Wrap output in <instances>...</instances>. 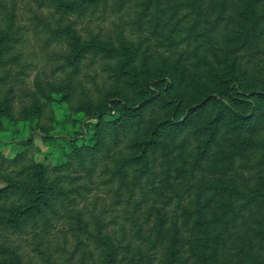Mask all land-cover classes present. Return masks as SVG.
Returning <instances> with one entry per match:
<instances>
[{"label": "trees", "instance_id": "1", "mask_svg": "<svg viewBox=\"0 0 264 264\" xmlns=\"http://www.w3.org/2000/svg\"><path fill=\"white\" fill-rule=\"evenodd\" d=\"M123 1L41 0L52 16L44 30L66 46L62 70L91 55L101 60L105 77L80 89L70 73L37 78L19 111L7 83L23 69L13 74L7 65L19 60L14 48L21 27L15 0L0 3V142L12 127L7 122L15 133L22 122L25 147L13 156L0 151V226L16 234L49 227L75 203L72 170L90 176L102 163L108 180L133 203L129 227L113 230L99 215L84 222L73 215L91 253L58 260L41 251L33 263L0 246V264H264V253L239 232L246 214L264 210V178L249 182L234 170L237 159L264 164V68L253 75L220 49L213 33L236 13L240 33L248 34L264 18V0H135L151 34L164 36L153 49L151 35L135 38L122 28L83 35L67 21ZM164 16L165 25L173 22L158 34ZM34 132L61 150V162L35 158Z\"/></svg>", "mask_w": 264, "mask_h": 264}, {"label": "rangeland", "instance_id": "2", "mask_svg": "<svg viewBox=\"0 0 264 264\" xmlns=\"http://www.w3.org/2000/svg\"><path fill=\"white\" fill-rule=\"evenodd\" d=\"M12 1L14 0H0V3L11 4ZM134 1L124 0L119 8L109 4L98 9L75 13L70 15L67 21H70L83 35H87L90 31L101 35H114L117 28L124 29L128 34H133L135 38L139 35H151L147 40L150 48L159 47L164 36L151 34V25L147 16L140 17L138 15ZM15 2L16 24L21 28L18 32L20 40L16 43L14 51L19 54V60L7 65V68L12 67L13 74L15 70L23 69L18 79L14 80L12 77L7 83V86L13 87L15 111H19L29 102L31 92L36 89L37 78L44 82L49 79L60 80L70 73L69 81L79 89L80 86L93 88L96 82L103 83L105 73L101 70V60L97 56H87L76 68L71 70L70 67H66L65 70H62V64H65L63 54L66 46L49 38L44 30V20L52 21V16L50 9L42 4L41 0H15ZM2 8L0 4V11ZM260 8L264 9V6H260ZM165 20L167 17L164 16L162 25L158 28V34L167 31L169 24L173 22L171 20L169 24L165 25ZM240 22L236 13L233 14L231 18L214 30V41L221 50H227L232 57H237L255 75L259 67L260 69L264 68V18L250 29L248 34H245V31L240 33L242 28ZM91 121L94 122L95 119ZM7 123L12 127L3 132L0 151L13 156L25 148L21 143L24 134L23 123L18 124L17 133L13 130L14 126L10 122ZM33 136L35 145L39 147V150L34 151V156L38 161L46 164L61 162L63 155L60 149L45 144L38 132H34ZM247 159L244 161L237 159L234 163V170H237V173L245 174V178L249 182L257 177L264 178V164L255 166L252 160ZM72 174L76 176L73 183L78 186V192L74 194L75 203L62 208L60 214L53 216L52 223L47 228L31 226L26 232L16 234L0 226V246L14 247L22 254L26 262L36 263L39 261L42 256L41 251L50 253L58 260L67 258L75 260L82 256L84 250L91 253L93 248L91 245L88 247L81 243V239L88 241L89 239L79 228H76L74 214L80 213L82 222L86 219L91 221L92 214L99 215L101 219L108 222L109 227L113 230L122 223L130 226L126 215L128 209L133 208V203L117 190L114 182L108 180V174L104 171V163L97 166L90 176L76 168L72 170ZM2 184L4 182L0 180V185ZM142 208L144 209L145 205ZM146 210L147 208L140 212L144 218L147 215ZM150 220L154 221L153 215ZM263 230V209H256L252 214H246L245 222L239 227V232L242 233L245 242L251 243L261 253H264Z\"/></svg>", "mask_w": 264, "mask_h": 264}]
</instances>
